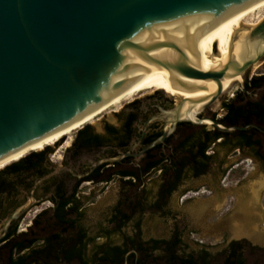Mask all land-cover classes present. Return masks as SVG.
I'll return each instance as SVG.
<instances>
[{
	"label": "water",
	"instance_id": "obj_1",
	"mask_svg": "<svg viewBox=\"0 0 264 264\" xmlns=\"http://www.w3.org/2000/svg\"><path fill=\"white\" fill-rule=\"evenodd\" d=\"M262 0H0V160L62 130L126 90L175 79L171 88L191 94L215 84L204 97H179L164 113L179 122L231 132L201 114L223 94L222 83L264 57V16L240 25L225 62L211 71L188 50L221 23ZM241 43L235 58L233 48ZM215 51V45H213ZM188 50V52H186ZM202 103L195 120L179 118L184 105ZM28 205L2 222L22 215Z\"/></svg>",
	"mask_w": 264,
	"mask_h": 264
},
{
	"label": "flooded vegetation",
	"instance_id": "obj_2",
	"mask_svg": "<svg viewBox=\"0 0 264 264\" xmlns=\"http://www.w3.org/2000/svg\"><path fill=\"white\" fill-rule=\"evenodd\" d=\"M261 61H264V57ZM256 75L263 76L254 78H264V73ZM259 87H252L248 84L244 90L253 92ZM263 95L264 93L261 97ZM260 98L249 101H258ZM174 99H177L175 94L155 89L140 94L117 109L111 110L112 122L101 116L94 119V123H87L76 130L67 144H65L66 137H61L53 145L46 146V159L41 169H31L22 173H12L5 170V167L0 170L2 171L0 174V264H10V256L12 260H15L20 254L32 250L45 248L51 252L50 244H52L53 237L66 240L70 236L78 240V247H81L85 240L88 241L85 259L74 257L66 262L61 256L56 264H97L98 256L94 252L97 250L95 248L100 245L94 246L89 253L87 248L91 243L93 244L94 239L80 224L81 201L77 192L85 182L92 184L107 182L112 176H116L123 181V184L139 188L143 186L145 177L156 173L160 184L155 200H159L158 192L163 188L167 176L171 183L169 188L176 190L185 175H190L194 179L204 175L208 171L210 161L202 160L198 154L201 162L196 166L193 162H186L182 157L183 153L179 151L182 150L181 147L191 145H194V150L201 148L200 144L217 131L212 127L210 130H205L202 129L204 127L197 128L190 122H179L162 143L146 148L162 136L164 131L172 128L166 123L167 117L164 113L175 106ZM221 110L223 114L218 118L206 109L201 116L215 118L220 122L226 115L224 106ZM247 125H252L244 130L253 129L250 137L253 144L245 146V138L242 134L231 136L232 133L223 132L226 134L213 140L204 150V155L211 156L209 154L211 147L222 145L239 151L246 150L250 157L261 161V156H264L263 122L253 120ZM195 129H200L198 134H195ZM60 149L62 151L58 157L59 163L56 166L52 165V157ZM185 155L190 156V154ZM179 157H182L180 161ZM177 161L179 165L171 167V164ZM197 173L199 176L195 177ZM179 175L180 178H177ZM45 202L49 205L41 208L38 214L34 215L28 224H25L28 229H22L21 225L26 221L32 209L37 206L41 207ZM64 202L67 204L63 205ZM142 203L136 201L135 204L138 206ZM26 205H28L26 211L11 219L3 230L2 222ZM118 210L114 208L108 218V223L115 228L121 221L120 214H124L121 210H119L121 213L117 214ZM114 215H118L117 219L109 222ZM69 223L73 225L68 227ZM31 240L33 242L28 244ZM138 245L144 249L138 248ZM151 246L152 243L142 241L138 235L135 239H126L123 245L126 251L123 254L122 264H148L149 258L145 259V253L149 252L147 248ZM64 250H67V246Z\"/></svg>",
	"mask_w": 264,
	"mask_h": 264
},
{
	"label": "rangeland",
	"instance_id": "obj_3",
	"mask_svg": "<svg viewBox=\"0 0 264 264\" xmlns=\"http://www.w3.org/2000/svg\"><path fill=\"white\" fill-rule=\"evenodd\" d=\"M262 15L264 6L247 15L245 19L255 20ZM256 66L257 68L254 70L250 68V71L244 74L243 87L239 81L235 82L231 89L221 94L206 111H211L218 118L223 114L221 110L223 104L232 99L239 103L259 99L264 93V81L260 82V87L256 91L244 90L245 82L249 79L263 76L256 74L264 73V61L257 63ZM151 90L153 89L138 92L129 100L122 101L119 106ZM119 106L110 107L96 118L104 116L106 120L112 122L110 111ZM87 123H94V120L83 125ZM196 127L211 129L210 125ZM75 131L71 133L70 138ZM199 131L200 129H195V134ZM61 151L62 149L52 157V165L56 166L59 163ZM30 153L32 151L23 157ZM209 154L213 158L208 164V171L195 179L185 175L178 189L165 197L161 211L150 207L160 184L156 173L145 177L143 186L139 188L123 184L116 176H112L107 182L101 181L96 184L85 182L77 195L81 201L80 224L94 239L93 244L87 248L89 253L96 245L123 247L126 239H135L136 235L146 243H151V240H171L176 231L180 243L174 250L178 256L191 255L197 258L205 252L209 259L220 263L230 242L236 241L242 246L244 264H264V162L253 159L246 150L239 151L222 145L212 146ZM3 165H0V170L7 166L2 167ZM136 201L143 203L137 206ZM48 205L49 203L45 202L41 207H34L21 228L28 229L25 224H28L41 208ZM114 208L129 216L119 228L108 223ZM187 208L201 212L200 227L192 225L193 223L189 221L185 211ZM234 226L245 228L250 234L248 236L236 234L234 237L231 235ZM229 228L232 231H228ZM164 254V246L158 245L150 253L148 264H162Z\"/></svg>",
	"mask_w": 264,
	"mask_h": 264
},
{
	"label": "trees",
	"instance_id": "obj_4",
	"mask_svg": "<svg viewBox=\"0 0 264 264\" xmlns=\"http://www.w3.org/2000/svg\"><path fill=\"white\" fill-rule=\"evenodd\" d=\"M264 78H252L245 84V87L249 84L252 87H259L260 86V80ZM224 108L226 109V115L221 119V124L224 126H238L243 127L247 124H250L253 120H256L258 122H264V95L260 98L258 101L250 102L247 101L243 104L238 103L236 99L231 100L227 103L223 104ZM83 126V125H82ZM81 126V127H82ZM244 130V129H242ZM227 133H232L231 136H235L237 134H242L245 138V146H250L253 144L250 140V137L253 134V129L250 128L248 130L244 131H231ZM213 135L210 138H207L206 141L201 143L202 146L198 150H194V145L191 146H184L181 147L182 150L179 152H182L185 158L186 162H193L196 166L200 165L198 154H200V158L202 160H208L210 161L213 156H206L204 155V150L218 137H221L225 135L226 133L215 131L212 133ZM63 137V136H61ZM59 137L58 139H60ZM205 140V139H203ZM201 140V141H203ZM57 141V139L54 141V143ZM258 141H256L257 143ZM53 143V144H54ZM198 145V143L196 144ZM50 146V145H42L37 150H28L24 154H22L17 159H13L10 161H6L2 164L5 165L11 163L10 165L5 167V170L10 171L12 173H22L27 172L31 169H41L42 163L45 161L46 156L45 153L47 149L44 147ZM236 146V145H235ZM42 150V151H41ZM30 154L23 157L28 152H31ZM39 151V152H36ZM190 154V156L185 155ZM23 157V158H22ZM182 157H179V161ZM261 161L264 162V156H261ZM16 161V162H15ZM179 161L174 162L171 164V167H176V165H179ZM1 165V164H0ZM1 168V167H0ZM180 172V171H179ZM2 171H0V174ZM199 176V173L195 174V177ZM177 178H180V175L177 176ZM169 176L165 178V183L162 189L158 192V199L154 200L153 203L150 205L151 208H153L156 211H161L164 205V199L165 197L169 196L171 192L174 190H171L172 188H169V185L171 183L168 181ZM167 185V187H166ZM67 204V202H64L63 205ZM141 206V205H140ZM117 214H120L121 212L118 210L116 211ZM118 215H114L110 218L109 222H113L117 219ZM121 221L116 225V228H119L121 225L129 219L128 215L120 214ZM73 223H69L68 227H71ZM84 236V235H83ZM52 244L51 246V252L47 251L45 248H41L40 250H32L25 254H20L15 260H12V257L10 256V264H56L58 263V260L61 258L65 260L66 262H69L72 258L77 257L81 259H85V250L87 246L88 241H84L81 245V247H78V240H75L73 237H68L66 240H59L55 237L52 238ZM33 240L29 241L28 244L32 243ZM133 242V241H131ZM152 246L150 248H147L149 250L145 253V259H148L150 257V253L155 250L158 245L162 244L164 246V252L163 255V262L162 264H244V259L242 256V246L240 242H230L228 247L225 250V256L223 260L220 263H216L213 261V259H209L208 255L203 252L202 254L198 255L197 258L192 257L191 255L186 256H178L175 252V247L180 243L179 235L175 231L173 234V237L171 240H151ZM67 246V250H64V247ZM138 248H142L140 245H138ZM95 249H97L94 254L98 256L97 258V264H122L123 261V254L125 253V249L122 246H98ZM145 251V250H144ZM62 253L63 255L59 254Z\"/></svg>",
	"mask_w": 264,
	"mask_h": 264
},
{
	"label": "bare ground",
	"instance_id": "obj_5",
	"mask_svg": "<svg viewBox=\"0 0 264 264\" xmlns=\"http://www.w3.org/2000/svg\"><path fill=\"white\" fill-rule=\"evenodd\" d=\"M264 6V0L248 7L247 9L237 13L236 15L232 16L231 18L227 19L223 23H221L219 26L211 30L208 34H206L203 38H201L198 42H196L193 46H191L188 50H191L194 48L193 53V59L195 64L205 71H211L214 68L219 67L222 65L227 57V50L229 46V40L231 36L233 35L234 31L240 26V25H247V26H253L257 22H259L264 15L258 16L255 20L253 19H245V17L249 14H251L253 11L257 10L260 7ZM213 45H215V51H213ZM186 50V52H188ZM242 53V47L240 41L237 42L233 48V55L235 58L239 57ZM257 63L251 66V69L257 68ZM240 76H237L234 79H227L223 81L222 83V92L229 91V88L237 81H240ZM175 79L171 77V79L167 82H160L148 86L143 87H133L101 108L97 109L93 113L89 114L88 116L84 117L80 121L62 129L59 130L35 143H32L28 145L27 147L5 157L4 159L0 160V164L10 161L13 159H17L22 154H24L28 150H37L42 145H50L52 144L56 139L58 140L59 137L65 135L66 136V142L67 144L70 141V135L73 131L80 129L81 126L88 122L94 120L98 115L109 109L110 107H117L121 104L122 101L129 100L133 95H135L138 92L155 89V90H162L167 93L175 94L177 101L179 97H188V98H198V97H204L206 95L211 94L215 90V84L210 82L207 84L206 89H202L199 91H195L194 93L187 94V93H181L171 88V84L175 83ZM173 98V97H172ZM175 101V99H174ZM176 101V102H177ZM202 105V103L195 104L193 106L184 105L183 108L179 112V118L181 119H188L190 121L195 120V113L198 111L199 107ZM206 125H210V123L205 120L203 121ZM261 187V186H260ZM245 216V215H244ZM239 218V217H238ZM247 218V217H246ZM237 221V220H236ZM235 227V226H234ZM242 233L245 235H249L250 232L247 231L245 228L235 227L234 231H232V234H238ZM252 233V232H251ZM254 237V235L252 234Z\"/></svg>",
	"mask_w": 264,
	"mask_h": 264
},
{
	"label": "crops",
	"instance_id": "obj_6",
	"mask_svg": "<svg viewBox=\"0 0 264 264\" xmlns=\"http://www.w3.org/2000/svg\"><path fill=\"white\" fill-rule=\"evenodd\" d=\"M186 214L189 218V221H191V223H193L192 225L194 226H201V217H202V214L201 212H198V211H194L193 209H190V208H187L186 210ZM228 231H232L231 228H229ZM231 235H232V232H231ZM239 235H242V233H238L237 236ZM234 237H236V234L235 235H232Z\"/></svg>",
	"mask_w": 264,
	"mask_h": 264
}]
</instances>
